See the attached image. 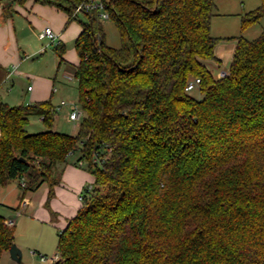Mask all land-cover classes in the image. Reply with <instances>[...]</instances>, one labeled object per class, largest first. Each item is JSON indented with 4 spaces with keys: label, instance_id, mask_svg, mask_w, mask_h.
I'll use <instances>...</instances> for the list:
<instances>
[{
    "label": "trees",
    "instance_id": "16d2710c",
    "mask_svg": "<svg viewBox=\"0 0 264 264\" xmlns=\"http://www.w3.org/2000/svg\"><path fill=\"white\" fill-rule=\"evenodd\" d=\"M28 1L9 0L3 15ZM87 1L34 0L69 23ZM107 1L121 45L107 44L98 12L83 13L77 135L53 131L51 100L0 103V188L25 178L23 198L43 184L52 198L56 165L80 153L93 189L60 233L52 264H264V31L229 38L233 62L217 78L206 65L221 63L215 0ZM263 17L261 0L242 31ZM57 53L66 63V47ZM197 79L200 98L187 91ZM32 117L48 131L28 134ZM6 221L0 216V264L16 238Z\"/></svg>",
    "mask_w": 264,
    "mask_h": 264
},
{
    "label": "crops",
    "instance_id": "0c3cea01",
    "mask_svg": "<svg viewBox=\"0 0 264 264\" xmlns=\"http://www.w3.org/2000/svg\"><path fill=\"white\" fill-rule=\"evenodd\" d=\"M8 1L9 0H0V82L8 84L6 88L9 91V94L6 95V101L0 103L8 104L9 106L30 105L47 100H51L53 103L52 98H50V77L27 72L28 67L30 70L32 69V64H30V62H32V60H34L38 55H42V52H40V49H36L31 44H29L31 42V38L28 40L30 36L27 39H23L21 41V38H19V31L21 28L22 30L28 29L26 28L27 22V24H30L31 29L33 28L32 31L34 35L36 32L37 37L40 39V34L46 28H52L57 35V38L55 41L49 40V42L50 44L57 42L54 51L56 53L57 59H59L58 68H60L63 64L60 65V57L57 53V47L62 45L66 47V42L74 40L76 41L82 33L83 28L82 26L78 28L71 25L75 20L69 23L68 14L58 7L36 3L34 0H29L23 6H16V13L7 18L3 15V8ZM222 15L230 16L233 15V13H223ZM78 16L79 15H77V18ZM18 17L25 19V22H22L21 24L20 21L22 20H17ZM242 17L243 15H241V19ZM28 30H30V28ZM222 30H225V27H223ZM212 35L216 38L228 40L229 38H237L235 36L230 37L228 35L218 36L214 35L213 33ZM232 40L234 41L232 43L221 44V41L217 45L215 53L216 56L221 60L220 64L212 62V64L210 63L211 65H208V62H206V65L212 72L214 69H220L218 78L226 77L224 75L230 72L237 47V41L234 39ZM46 41H48V39H46ZM28 44L30 46H28ZM29 49L32 51H29ZM27 51L29 53H27ZM67 57L69 56L65 54L64 59L66 60V63L71 64L74 67L80 62L78 54L77 59L71 57V61ZM41 63L42 62L39 60L38 64ZM225 66L226 68L224 69V72L221 71V69H223ZM19 76L34 78V85H29L27 87V91H24L25 94H22L21 91L18 90L19 81L17 80ZM68 77H71L70 74L67 75V78ZM69 159L66 164H62V167H64L62 169V179L59 180V184L54 187V195L52 198H49L50 187L48 184H43L41 187L36 189L37 191L45 189L43 196L39 201L40 205L38 208L36 207L33 198L27 196L28 193L23 198V189L21 188V183L18 187L14 181L9 183L7 187L0 188V207L14 209L18 214L22 210L27 211L29 208H31L34 214L35 212H39L41 214L42 220H44V222L47 221L48 223L54 224L61 229V232L64 231L67 228L69 221L83 209L80 196L88 187L92 186L94 182V176L91 173H88L77 167H81L78 165V161L70 163ZM84 167L85 166H83V168ZM57 196L58 199L62 198L65 201L62 206L60 205L59 207H56L55 203L58 201V199H56ZM24 200L27 202L26 205H23ZM41 204H47V206H50L53 214H49V212L43 208ZM0 216H3L7 221H13V227L16 230L17 223L13 216L4 215V213L1 211ZM7 253L9 252L4 253L3 257Z\"/></svg>",
    "mask_w": 264,
    "mask_h": 264
},
{
    "label": "rangeland",
    "instance_id": "374dc122",
    "mask_svg": "<svg viewBox=\"0 0 264 264\" xmlns=\"http://www.w3.org/2000/svg\"><path fill=\"white\" fill-rule=\"evenodd\" d=\"M215 3V16L212 20V33L214 35H228L230 37L243 36L248 40H254L264 31V17L260 22L249 27L247 30L242 31L241 29V15L244 16L245 14L257 9L261 4V0H215ZM223 13H233V15L225 16L222 15ZM17 20H22L20 21L21 24L22 22H25V19L21 17H18ZM81 21H86V17L83 14H79L78 18H76V20L71 25L79 28L81 26ZM103 26L107 37V44L113 48L120 47L121 39L115 22L111 19H107L103 21ZM223 27H225V30H222ZM26 28H30V30H22L21 28L19 31V38H21L22 41L23 39H27L30 36L28 40L31 38V42L29 44H31L36 49H40V52H42V55H38L34 60H32V62H30V64H32V69L30 70L28 67L27 72L50 77V98H52L53 105L58 107L61 106L62 101L66 103L61 107L60 110L57 111L55 115L53 131L68 135H77L79 126L85 116V113L79 102V85L78 81L75 79V67L71 64L65 63L60 68H58L59 59H57L56 53L54 51L57 42L50 44L49 40L42 41L37 37L36 32L34 35L32 31L33 28L31 29L30 24H27V22ZM221 41V44H229L234 42L233 40L228 39H222ZM29 44L28 46H30ZM66 47V54L69 56L67 58L69 60L71 57L77 59L75 40L66 42ZM29 51L32 50L29 49ZM27 53L29 52L27 51ZM39 60L42 62L41 64H38ZM210 63L212 64V62H208V65H211ZM226 66L221 69V71L224 72ZM213 72L218 78L220 69H214ZM69 74L71 79L67 78V75ZM228 74H226V76ZM17 81H19V86L17 85L19 87L18 90H20L22 94H25L24 91H27V87L29 85H34V78L32 77L27 78L26 76H19ZM7 85L8 84L0 82V102L6 101V95L9 94V91L6 88ZM190 93L195 98L201 97L198 86ZM73 106H76L77 110L82 112V119L78 121L69 120V114ZM26 129L28 134H37L48 131V128L45 126L40 117L30 118ZM80 156L81 155L79 152L75 153L74 155L70 156L69 162H77ZM62 166V164H57L55 168L56 177L58 180L62 179V169L64 168ZM77 167L88 173H91L87 166H85L86 168L79 166ZM14 182L18 187L20 186V180H16ZM44 190L28 191L27 196L33 198L37 208L40 205L39 201L43 196ZM84 192L82 194H84ZM88 197L90 198L91 194ZM56 199H58V196ZM64 202L65 201L62 198H59L55 203L56 207H59L60 205L62 206ZM81 204L83 205L84 209L86 207V202L82 201ZM41 206H43V208H45L49 214H53L50 206H47V204H41ZM0 211L4 213V215H11L15 218L17 223V228L15 230V244L21 249L23 253L22 263L15 262L11 258L10 253H7L2 258L1 264H52V261L49 259L56 258L58 255L57 248L61 229L54 224L48 223L47 221L44 222V220H42L41 214L39 212H35L34 214L31 208H29L27 211L22 210L19 214L11 208L0 207ZM43 256L49 261L43 262Z\"/></svg>",
    "mask_w": 264,
    "mask_h": 264
},
{
    "label": "built area",
    "instance_id": "2783aa9c",
    "mask_svg": "<svg viewBox=\"0 0 264 264\" xmlns=\"http://www.w3.org/2000/svg\"><path fill=\"white\" fill-rule=\"evenodd\" d=\"M107 2H108L107 0H88L84 4L78 5L76 7V9H75V15L83 14L85 12H92V11H94V12H98L99 13V17H100V19L102 21L107 20V19H110V15H109L108 10H107V5H108ZM39 37H40L41 40L48 39L50 41H55V39L57 38V35L55 34V32L53 31L52 28H46L40 34ZM224 76H226V75H224ZM68 79H71V77H68ZM199 83H200V80L199 79H197L195 81H192L189 84V86L187 88V91H189V92L193 91L199 85ZM29 89H31V88H29ZM65 104L66 103L63 101L61 103V106L56 107V113ZM80 119H82V112L78 111L76 106H73L72 109H71V112L69 114V120H71V121H78ZM94 161L98 162L99 159L98 158H95ZM35 163H37V162H35ZM79 165L81 167L87 166V164L84 161L79 162ZM26 186H27V181H26L25 178H22V180H21V188L24 189V188H26ZM92 189H93V186L88 187V191H91ZM80 200L81 201H84L85 200V194H82L80 196ZM23 202H24L23 205H26L27 204V202H25V200ZM6 224L9 225L10 227H13V225H14L13 221H9V220L6 221ZM54 259L55 258H52V259H49V260L53 262ZM49 260L46 259V257H44V256L42 257V261L43 262H47Z\"/></svg>",
    "mask_w": 264,
    "mask_h": 264
},
{
    "label": "water",
    "instance_id": "95a60500",
    "mask_svg": "<svg viewBox=\"0 0 264 264\" xmlns=\"http://www.w3.org/2000/svg\"><path fill=\"white\" fill-rule=\"evenodd\" d=\"M10 256L11 258L18 263H22V259H23V253L21 251V249L14 244L10 250H9Z\"/></svg>",
    "mask_w": 264,
    "mask_h": 264
}]
</instances>
